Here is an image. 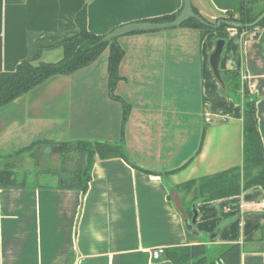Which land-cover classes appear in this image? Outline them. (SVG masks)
I'll use <instances>...</instances> for the list:
<instances>
[{"label":"crops","instance_id":"obj_1","mask_svg":"<svg viewBox=\"0 0 264 264\" xmlns=\"http://www.w3.org/2000/svg\"><path fill=\"white\" fill-rule=\"evenodd\" d=\"M190 1L211 22L226 11L240 15V0ZM182 3L0 0V72L13 71L39 48L40 61L60 59L62 48L54 44L76 33L75 16L82 8L88 30L106 34L175 13ZM117 41L123 57L114 92L130 105L122 136L121 104L108 94V48L90 65L52 76L0 108L1 156L33 142L52 148L64 141L118 144L121 139L126 156L95 155L82 193L55 186L58 172L74 173L76 161L61 166L56 154L47 159L39 148L31 185L0 183V264H173L164 255L153 258L152 250L194 243L184 226L190 196L181 200L175 186L241 165L242 106L221 93L211 71L214 33L201 38L198 29L177 26L128 33ZM219 69L241 73L255 98L264 149V29L253 37L228 28ZM44 161L53 173L43 171ZM79 165L81 174V159ZM47 175L56 178L42 180ZM223 204L225 211L236 207L239 215L209 239ZM195 208L196 239L206 236L215 253L225 244L242 243L264 224L260 186ZM240 264H264V249L242 250Z\"/></svg>","mask_w":264,"mask_h":264},{"label":"trees","instance_id":"obj_2","mask_svg":"<svg viewBox=\"0 0 264 264\" xmlns=\"http://www.w3.org/2000/svg\"><path fill=\"white\" fill-rule=\"evenodd\" d=\"M260 4L255 8L256 4ZM182 8V7H181ZM181 8L172 14L151 18L149 22H165L174 19ZM195 14L201 16L193 7ZM264 11V0H240V15L238 18L232 16L230 11H226L223 16L216 18L213 22L204 19L206 23H200L195 18H188L180 27H191L199 30L201 38L208 33H214L215 39L226 41L228 28L227 21H237L246 24L252 23L258 15ZM77 26L76 33L54 45L62 48V56L54 62H44L39 60L42 48H39L34 56L22 59L13 71L0 72V108L11 103L19 96L55 75H69L77 70L93 63L101 53L108 48L107 56V87L109 97L120 102L121 113V136L124 123L130 111V105L123 98L115 94V87L120 79L119 63L123 57V49L119 45L117 38L109 41H100L104 34H96L88 30L86 25L85 9L82 8L75 16ZM240 32H248L255 37L259 31L264 29V17L255 25L237 27ZM131 33H139L131 32ZM225 87H221V93L234 102L242 106V162L239 166L230 167L208 175L189 179L177 184L175 189L186 197L190 196L188 204L184 207L186 217L192 215V204L222 199L225 197L238 195L243 190L252 186H260L264 194V149L257 126V116L255 109V98L249 92L244 80L241 81L239 70L220 71ZM35 145L34 142L16 151L13 154L1 156L2 160H9L5 164L0 163V183L7 186L31 185L30 171L33 166L39 164V148H44V156L50 159L52 155L58 156L61 166H66L69 160H75L74 173L66 171L58 172L57 181L61 188H76L85 193L91 179V167L95 155L99 158L122 157L124 154L122 139L118 144L101 141H74L58 142L52 148ZM83 155L86 158V165L83 167ZM81 159L82 171H79V160ZM51 162V161H50ZM44 172L49 171L43 168ZM57 173V172H56ZM34 179V178H33ZM224 204L219 207L221 221L218 223L215 234L225 225L239 215L236 207L224 210ZM188 236L194 239V243L172 246L164 249V256L173 264H216L215 258L219 256L225 264H240V254L242 250L258 251L264 249V224L246 236L242 243L233 242L225 244L219 252H214L212 244H208L203 236L196 239L189 232ZM214 239V238H213ZM212 239V240H213Z\"/></svg>","mask_w":264,"mask_h":264},{"label":"water","instance_id":"obj_3","mask_svg":"<svg viewBox=\"0 0 264 264\" xmlns=\"http://www.w3.org/2000/svg\"><path fill=\"white\" fill-rule=\"evenodd\" d=\"M264 17V11L258 15V17L250 24L242 23V22H237V21H227L226 23L230 27H245V26H252L258 23L262 18ZM188 18H195L198 20L200 23H206L204 19L195 14L192 10V5L190 0H183L182 3V8L179 11L178 15L170 20V21H165V22H131L127 24H123L121 26H118L114 28L113 30L109 31L108 33L104 34V36L101 38L100 41H109L114 38H118L124 34H128L131 32H143V31H153V30H161V29H167L171 27H177L180 24H182L185 20ZM225 41L223 39H216L215 41V46L212 50V52L209 55V65L211 68V71L213 73V76L215 77L216 81L220 84V87L224 88L225 83L224 80L221 76V72L219 69V61L221 58V54L223 51V46H224ZM197 218V211L195 208V203L192 204V215L190 218H185L184 219V226L187 232H189L192 236L195 238L200 237L199 231L194 227V224L196 222ZM215 233L211 234L209 239H213L215 237ZM216 264H225L219 256L215 258Z\"/></svg>","mask_w":264,"mask_h":264},{"label":"rangeland","instance_id":"obj_4","mask_svg":"<svg viewBox=\"0 0 264 264\" xmlns=\"http://www.w3.org/2000/svg\"><path fill=\"white\" fill-rule=\"evenodd\" d=\"M240 75H241V73H240ZM241 81H243V77H242V75H241ZM38 146H39V145H38ZM48 148H49V147H46L45 152H48ZM56 160H58V156L56 157ZM6 162H11V161H9V160H2V162H0V163L5 164ZM82 162H83V167H84L85 164H86V158H85V155H83V160H82ZM57 164H58V162H57ZM42 166H43V168H49L50 171H47L46 174H51V173H53V172L51 171V169H50V165L47 163V161H44V162L42 163ZM30 169H31V170L28 171V172L35 173V172L37 171V169H39V167H35V165L33 164L32 168H30ZM55 178H56V176L47 175V177L42 178V180L50 181V180H54ZM37 180H40V179L37 178ZM179 194H181V193H179ZM187 197H188V195H187L186 197L183 195V197L181 198V200H187V199H186ZM189 198H190V197H189ZM184 203H187V202H184ZM187 205H188V204H186L185 206H187Z\"/></svg>","mask_w":264,"mask_h":264},{"label":"built area","instance_id":"obj_5","mask_svg":"<svg viewBox=\"0 0 264 264\" xmlns=\"http://www.w3.org/2000/svg\"><path fill=\"white\" fill-rule=\"evenodd\" d=\"M163 254H164L163 248H156V249L152 250V257L155 259L159 258Z\"/></svg>","mask_w":264,"mask_h":264}]
</instances>
